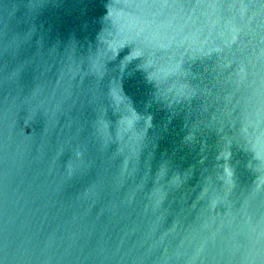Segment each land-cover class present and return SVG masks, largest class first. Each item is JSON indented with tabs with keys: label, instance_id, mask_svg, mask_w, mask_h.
I'll return each mask as SVG.
<instances>
[{
	"label": "water",
	"instance_id": "obj_1",
	"mask_svg": "<svg viewBox=\"0 0 264 264\" xmlns=\"http://www.w3.org/2000/svg\"><path fill=\"white\" fill-rule=\"evenodd\" d=\"M0 264H264V0H0Z\"/></svg>",
	"mask_w": 264,
	"mask_h": 264
}]
</instances>
